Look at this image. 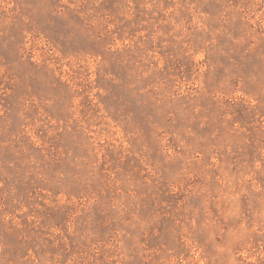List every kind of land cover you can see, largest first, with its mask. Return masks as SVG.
Returning <instances> with one entry per match:
<instances>
[{
    "label": "rangeland",
    "instance_id": "1",
    "mask_svg": "<svg viewBox=\"0 0 264 264\" xmlns=\"http://www.w3.org/2000/svg\"><path fill=\"white\" fill-rule=\"evenodd\" d=\"M0 264H264V0H0Z\"/></svg>",
    "mask_w": 264,
    "mask_h": 264
}]
</instances>
